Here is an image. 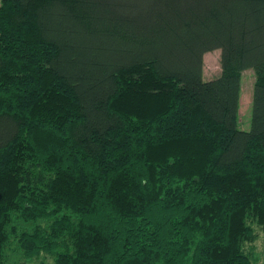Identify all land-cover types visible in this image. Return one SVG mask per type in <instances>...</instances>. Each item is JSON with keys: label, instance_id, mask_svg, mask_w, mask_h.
Instances as JSON below:
<instances>
[{"label": "trees", "instance_id": "obj_1", "mask_svg": "<svg viewBox=\"0 0 264 264\" xmlns=\"http://www.w3.org/2000/svg\"><path fill=\"white\" fill-rule=\"evenodd\" d=\"M254 224L264 0H0V264H258Z\"/></svg>", "mask_w": 264, "mask_h": 264}, {"label": "rangeland", "instance_id": "obj_2", "mask_svg": "<svg viewBox=\"0 0 264 264\" xmlns=\"http://www.w3.org/2000/svg\"><path fill=\"white\" fill-rule=\"evenodd\" d=\"M221 72V50L216 49L204 55V79L211 80ZM255 81L253 69L244 71L242 78L241 102L239 111L238 126L243 130L251 127L252 115V94ZM255 230L259 233L258 240L254 243L258 264H264V226L254 224ZM6 264H41L38 260L30 261L18 248L17 242L12 240L6 256Z\"/></svg>", "mask_w": 264, "mask_h": 264}]
</instances>
